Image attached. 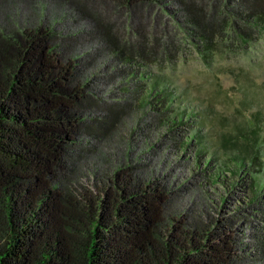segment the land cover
I'll return each mask as SVG.
<instances>
[{"label": "trees", "instance_id": "obj_1", "mask_svg": "<svg viewBox=\"0 0 264 264\" xmlns=\"http://www.w3.org/2000/svg\"><path fill=\"white\" fill-rule=\"evenodd\" d=\"M68 1L90 21L73 47L53 28L0 17V264H241L252 251L264 257V91L257 87L262 94L253 103L249 86L232 82L227 97L239 118L212 136L213 109L179 82L140 70L156 62L161 43L160 57L172 55L178 44L169 30L206 63L229 34L236 47L251 49L264 36V0ZM169 34L172 43H164ZM77 44L82 54L70 57ZM99 57L115 60L114 75L124 82V100L106 105L102 117ZM133 98L166 127L190 184L206 195L219 187L216 214L177 212L178 191L130 165L92 189L73 188L70 177L85 160L81 137L109 135Z\"/></svg>", "mask_w": 264, "mask_h": 264}, {"label": "rangeland", "instance_id": "obj_2", "mask_svg": "<svg viewBox=\"0 0 264 264\" xmlns=\"http://www.w3.org/2000/svg\"><path fill=\"white\" fill-rule=\"evenodd\" d=\"M2 13H8L9 19L21 26L34 27L41 24L43 27L53 28L60 37L65 38L66 43L70 42L68 47H73L71 41L90 25V21L81 18L68 0H5L0 2V17L3 16ZM118 15L114 14L112 17L120 20L121 16ZM169 31L171 36L175 37L172 40L178 44L177 48H172V55L160 57V46L163 45L161 43L156 49V62L143 64L140 70L150 75L160 73L171 82H179L182 87L188 89L199 106L213 109L216 115L211 121L214 129L212 136L218 135L223 128H231L239 118L235 102L229 101L227 97L228 93L233 95L232 82L248 85L251 96L247 98L253 100V103L254 97L261 96V90L264 91V36L253 43L251 49L244 50L236 47L227 33L229 36L223 38L226 42L222 43L220 51L212 54L210 62L206 63L189 44L182 42L181 33L174 32L175 36L172 30ZM170 34L162 38L164 43L166 39L168 43H172V40H168ZM82 50V46L77 44L73 52L69 49L71 54L68 55L75 58L82 54ZM115 57L117 56L113 58ZM106 59L99 57L94 61L101 63L96 69L98 78L95 84L104 107L96 111L101 117L107 110L106 105L124 100V82L120 76L114 75L120 67L114 70L109 61L112 58ZM104 61L106 66L102 65ZM259 86L261 90L258 89ZM248 109L247 112H250L255 107L252 105ZM165 131L166 127L139 104L138 99L133 98L109 135L98 139L88 135L81 137V146L84 149L78 152L85 160L76 175L70 177L71 185L77 192L92 189L99 186L112 172L130 165L138 169L140 176L159 177L172 185L173 189L178 191L174 202L177 212L194 215L197 219L216 214L214 207L218 203L219 187H208L206 195L201 189L190 184L189 170L181 161L183 154L170 146L168 138L164 135ZM247 233L244 235L245 240L249 237ZM253 252L251 254L255 256L241 264H264L263 255Z\"/></svg>", "mask_w": 264, "mask_h": 264}]
</instances>
